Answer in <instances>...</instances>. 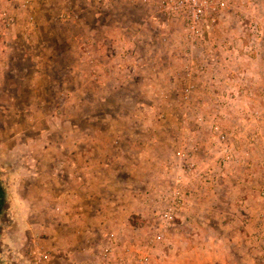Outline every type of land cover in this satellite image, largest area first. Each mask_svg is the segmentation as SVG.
Here are the masks:
<instances>
[{
    "label": "rangeland",
    "instance_id": "obj_1",
    "mask_svg": "<svg viewBox=\"0 0 264 264\" xmlns=\"http://www.w3.org/2000/svg\"><path fill=\"white\" fill-rule=\"evenodd\" d=\"M220 1L196 36L183 12L154 1L0 0L12 20L0 37V180L20 216L42 210L23 241L55 237L94 164H110L115 189L144 211L113 230L106 203L87 193L99 233L76 239L83 224L73 216L59 246L45 249L50 264H97L109 234L152 264H207L209 253L247 264L256 251L264 264V227L253 252L249 227L251 208H264V0ZM98 143L114 147L95 152ZM174 191L183 204L166 225L157 212L173 206ZM191 208L224 210L223 222L246 226V243L204 246L209 218L186 226ZM253 222L264 224V210ZM156 234L162 242L149 246Z\"/></svg>",
    "mask_w": 264,
    "mask_h": 264
},
{
    "label": "crops",
    "instance_id": "obj_2",
    "mask_svg": "<svg viewBox=\"0 0 264 264\" xmlns=\"http://www.w3.org/2000/svg\"><path fill=\"white\" fill-rule=\"evenodd\" d=\"M95 152L96 151H102V150H107V149H112L114 146L111 147L110 144H102L98 143L97 145H93ZM96 155H94L95 157ZM78 163V162H77ZM95 163L96 160H95ZM79 164V163H78ZM80 165V164H79ZM112 166L110 164H102V165H96L94 164L91 170V175H86L84 176L81 181L76 184V187L80 188L78 191L76 189V192L79 193V195H76V200H75V208H71L68 212V215L65 218H62L60 221L59 226H56V233L54 234L55 237H50L47 240H38L37 238L34 241H29L28 243H25L23 241V233L27 232L29 233V224H36L37 220H34L35 217L33 216H38L42 214V210H37L36 207L33 209L29 210H22L24 213L23 215L20 216V211L17 210H12L13 207H11L10 202L6 203L4 207V213H3V221L0 222V264H22L24 259L22 256L27 252V250L30 252L33 250L34 245L36 243H39L41 247L44 249H55L57 246H59L57 243L58 241V236L63 234L62 230H64L65 225L69 227V224H66L70 222L69 219L72 220L76 215L77 218L80 219L81 224H83L82 227H80V231L75 233L77 235L76 239L83 240L86 237H94L99 233V230L97 228V220L94 217L95 212L97 211L96 208L94 207L93 204L91 206H88L86 203V200L89 199L87 196V193L92 194L96 198L102 199L101 201L98 202H104L106 203L108 209L106 210V215H108L109 223L112 224V229L113 230H122L123 226L127 224L126 222H123L124 225L121 224V220H125L128 215L132 214L133 212H144L143 210H133L131 207V203L128 202L130 197L129 194L132 192L129 191L128 189L126 190H119L115 189L116 188V183H115V177H113V173L111 170ZM61 185V184H60ZM121 189V188H119ZM125 189V188H124ZM123 193V195H122ZM60 201L63 202L64 200H69L70 198L66 195L63 194L60 195L59 197ZM110 200V201H108ZM120 200V201H119ZM112 201V202H111ZM60 202V203H61ZM67 203V201H66ZM116 205H119L120 207H116ZM71 206V204H70ZM105 210V209H103ZM189 214L191 215V222L186 223V226H192L193 229L198 227V224L194 222L196 219V216L200 214V212L204 213L206 216V221L204 224V228L206 229V232L208 233L207 239L204 241L203 245L204 246H209L211 247L214 245L216 247H227V244L230 245L231 247H239L240 245L243 244V242L246 243V236L244 234V228L246 227L244 225H238L237 222L235 223H230L227 224L222 221V218L224 215H226L223 211L224 210H196L191 208ZM264 208L259 205H257L255 208H251V225L250 230H251V246H252V252L254 251V245L258 246L259 243L261 242V232L263 231L262 228L264 227V224H259V222L254 223L253 218H256V216L262 211ZM26 215V217H25ZM218 215L219 219L221 220L218 224L212 226L208 225L209 221H215V217ZM22 217V220H21ZM68 220H67V219ZM121 219V220H120ZM27 220V221H25ZM45 225L43 226L44 230L42 233H44L46 236L49 234H52L53 231V226L48 223L45 219L43 218ZM66 220V221H64ZM115 224L112 223V221ZM64 221V222H63ZM40 223V220H39ZM24 224V225H23ZM185 224H181L178 226L181 228ZM262 226V227H261ZM35 227V226H34ZM32 232H40L39 228H34ZM42 230V229H41ZM195 235V234H194ZM189 241L190 245L191 243L193 246L196 244H200V240H197V237L195 236ZM188 243V245H189ZM80 242L77 243L79 245ZM218 244V246H217ZM258 249V247H257ZM259 253L256 251V254L253 255L251 254L250 256V261L246 260L248 262L247 264H260L261 260L260 257L258 256ZM209 260H206L207 264H214L217 262L218 264H242L245 262L244 259L239 254H234L233 256H226L225 260L221 257H217L216 255L212 257V254L209 253ZM212 258V259H211ZM222 259V260H221Z\"/></svg>",
    "mask_w": 264,
    "mask_h": 264
},
{
    "label": "built area",
    "instance_id": "obj_3",
    "mask_svg": "<svg viewBox=\"0 0 264 264\" xmlns=\"http://www.w3.org/2000/svg\"><path fill=\"white\" fill-rule=\"evenodd\" d=\"M143 3H149L154 1L159 9H164L169 13L176 11L183 12L187 17L190 32L193 35H200L201 27L205 22L206 16L210 12H214L217 15L225 8L223 1H216L211 4V0H141ZM27 2H23V6ZM11 15L0 3V37L6 36L8 30L11 28ZM177 156H180L177 153ZM173 206L162 214H159V218L162 223L169 225L173 224L176 215L180 210V205L183 204V194L179 191H174ZM163 236L156 234L152 239L148 241L149 246L159 244L162 242ZM37 252H35L30 260V264H50L51 255L48 251H45L39 243H36ZM97 264H152L150 257L147 255L144 248H138L136 251L132 246L121 244L118 239L114 238V234H109L106 243L100 250V255L97 258Z\"/></svg>",
    "mask_w": 264,
    "mask_h": 264
},
{
    "label": "flooded vegetation",
    "instance_id": "obj_4",
    "mask_svg": "<svg viewBox=\"0 0 264 264\" xmlns=\"http://www.w3.org/2000/svg\"><path fill=\"white\" fill-rule=\"evenodd\" d=\"M4 197H5V192L2 188L1 180H0V222L3 221L4 207L6 206Z\"/></svg>",
    "mask_w": 264,
    "mask_h": 264
}]
</instances>
